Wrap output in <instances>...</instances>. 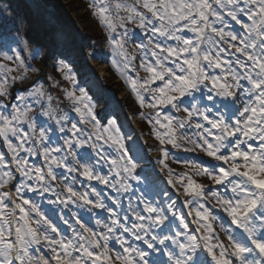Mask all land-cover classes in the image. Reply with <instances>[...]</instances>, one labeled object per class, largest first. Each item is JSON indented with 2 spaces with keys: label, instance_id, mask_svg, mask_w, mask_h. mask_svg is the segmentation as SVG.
I'll return each instance as SVG.
<instances>
[{
  "label": "snow or ice",
  "instance_id": "obj_1",
  "mask_svg": "<svg viewBox=\"0 0 264 264\" xmlns=\"http://www.w3.org/2000/svg\"><path fill=\"white\" fill-rule=\"evenodd\" d=\"M95 14L108 30L113 67L140 107L152 109L140 115L152 124L160 145L181 148L183 140L191 145L185 151L199 149L212 158L207 164L176 159L191 163L195 175L213 184L174 173L166 163L169 150L161 147L164 179L177 192V182L184 187L187 214L177 212L167 191L163 196L169 202L164 204L137 192L131 181L139 182L141 175L129 155L135 145L126 144L115 119L106 125L97 119L91 97L77 88L72 66L60 60L58 71L71 82L64 92L78 121L53 107L42 78L13 97L12 86L25 76L10 74L26 72L30 65L20 51L0 52L3 61L15 64L0 61V97L5 98L0 99V264H150L148 250L166 257L151 264H264V0H98ZM129 23L146 37L134 52L126 46ZM118 27L122 31L117 34ZM141 71L148 75L141 77ZM9 97L12 101L6 102ZM35 107L40 110L34 114ZM38 116L57 126L60 143L53 141L54 129L47 121L37 122ZM32 158H42L41 163ZM104 165L107 174L101 170ZM58 178L63 188L53 183ZM78 180L89 182L88 189L78 191ZM92 181L114 191L109 198L116 207ZM29 191L51 192L56 195L51 203L65 209L76 205L109 215L95 220L97 230L77 212L71 213L75 220L70 224L61 211L70 230L66 235L26 197ZM125 195L122 215L118 209ZM209 197L215 204H209ZM217 207L229 218V227L215 214ZM169 215H178L181 227L165 232ZM113 241L122 251L110 247Z\"/></svg>",
  "mask_w": 264,
  "mask_h": 264
},
{
  "label": "rangeland",
  "instance_id": "obj_2",
  "mask_svg": "<svg viewBox=\"0 0 264 264\" xmlns=\"http://www.w3.org/2000/svg\"><path fill=\"white\" fill-rule=\"evenodd\" d=\"M4 1H6L10 5H14L16 7H23L26 10V12L28 13V16H29V27L30 28H35V26L37 25L36 24V19H37L36 18V14H35L34 10L25 3L24 0H0V2H4ZM58 2L60 3V6H61L60 7L61 16L68 17V18L74 20L76 22L77 28L78 29L81 28V26L83 25V22L81 21L80 14H79L81 12L71 9V7H74V4L73 3L70 4V0H56L55 3H54V6H56V4ZM53 15H56V14L53 13ZM0 18H1V16H0ZM16 38H17V40L19 39V43L25 44L24 40L22 38L17 37L16 35H10V36L0 40V49L1 48L8 49L12 44H14L16 42ZM77 38L81 41L83 49H88V50H85V51H87L88 55L91 56L90 61H94V64L96 65L98 70H100L101 72L104 71L105 75L107 77H109L110 70H116V69L113 67L112 64L109 65V63H106L105 61H103L101 59V56H106L107 57L106 59H109L110 61L113 58L112 48H111V46L109 44V40L108 41L103 40V41H100L98 43H94L91 46H89L88 40L86 38H84L80 33L78 34ZM32 40L34 41L35 39H32ZM32 40H30V41H32ZM33 52H35V51H33ZM39 53H40V51L38 50L36 54L31 55V56H33V57L37 56ZM53 54H54L53 50L50 51L49 53H46V55L49 56V57H52ZM56 54H58L59 57H63V58L65 57V59L66 58L69 59L76 69L81 70V67H79L78 64H76L74 62V58H72L73 54H71V51L68 49L67 45H64V47L59 50V53H56ZM82 65L84 66L83 63H82ZM79 75L80 74H78L76 72V77H78ZM79 79H82V78H79ZM112 82H113V80H112ZM81 84H84V82L81 83ZM113 84H115V83L113 82ZM85 86H87V88H88V95L91 97L92 103L95 105L96 109L97 108H101V110L105 111L106 109H104V107H103V100L102 99L104 97H106L107 95H109V94L108 93H104L103 91H101V93L98 94L97 91L92 86V82H90L89 85L87 83ZM119 87H120L119 85L118 86H112L113 89H116V88H119ZM130 91H132V90H131L130 86L127 83L126 87H123L122 89H120V97H123L125 99L129 95V97H130V99L132 100L133 103H139L138 100L136 99L135 94L134 93H130ZM96 109H95V112H96ZM96 114H97V112H96ZM133 114H134V117L136 118V120L140 124V121H139L140 118H141L140 112H134L133 111ZM75 117H79V114L76 113ZM97 119L102 121V125H106L107 121H109L111 119H115L117 121V124L120 126L121 132L126 137V144L129 145V146L135 145V147L131 148V150L129 152V155H132L133 158L135 159L136 163L138 164V169L137 170H139V172H142L144 170L143 168H145L144 165H146V163L149 160H148V157L146 155H140V158H138L139 156L137 154V143H136V141H135V139L133 137L128 136L129 131H130L129 127H126L124 125V123L121 121V119L117 116V114L114 113L112 111V109H110V108H109V110H107L106 116L97 117ZM147 139H148L149 142H151L150 137L147 138ZM168 145H170V144H168ZM172 149H174V151H176L177 153H182L183 152V147H181V148H172ZM109 150L112 151L113 154H115V150L114 149H109ZM196 153H199V152L196 151ZM160 155H162V152L160 153ZM160 155H159V160H156L157 165L159 166V168L163 167V165L160 163V160L162 158ZM156 156L157 155H154V157H156ZM166 162L168 164H170V165H179L178 163H176L173 160V158H167ZM104 166L107 167V165H104ZM64 170L65 169H61L60 173H63ZM145 176L151 178V173L149 172ZM143 177L144 176H142V178ZM205 182H208V181H206L205 179L204 180L201 179V181H200V183H205ZM131 184H132L133 188L137 192H144L145 195H147L149 199L157 200V198H155V194H154V192H156L157 190L154 189V192L150 193V188L146 187V183H142V181L140 180L139 183H137L136 185H133L132 182H131ZM177 188H179L178 185H177ZM87 189H88V187L84 188V190H87ZM101 189L104 191V188H101ZM182 190H184V189H182ZM167 192L169 193L170 197L172 198V196L174 195V192H171L170 190H167ZM104 193L105 194L106 193L110 194V191L106 190L105 192H103V195H104ZM151 194H152V196H151ZM105 199L107 200V198H105ZM125 201H127V196H125ZM215 214H217L218 216L221 217V220H222L225 228L229 227L228 222L226 220H224L223 217H222L223 212L219 208H217L215 210ZM169 220H170L169 224H171V225L167 226V223H166L165 232L175 231L178 227H181V225L179 224L178 215L176 217H172ZM218 225L220 226V223H218ZM167 227H171V229H169ZM220 228H221V226H220ZM232 228L235 229V226L233 225ZM236 233H237V235H239V230L238 229H236ZM225 235H227V234L225 233ZM142 248H145V247L142 246ZM145 250H146V248H145ZM157 255L159 257L163 256V255H161L159 253H157Z\"/></svg>",
  "mask_w": 264,
  "mask_h": 264
},
{
  "label": "trees",
  "instance_id": "obj_3",
  "mask_svg": "<svg viewBox=\"0 0 264 264\" xmlns=\"http://www.w3.org/2000/svg\"><path fill=\"white\" fill-rule=\"evenodd\" d=\"M74 4V7H71V9L80 11V18L83 22V33L86 37L90 38V40H100L103 38H108V30L105 28V26L100 22L99 17L95 14V4L97 3L95 0H70V4ZM1 11L3 9H0ZM8 15L6 16L5 21L0 25L6 26L7 23L11 21L18 22L19 32L22 33L24 36V40L27 43V46H31L30 43H28L29 38L31 37V33L28 29H26V19L25 15L21 14V12L16 11L15 9H10L7 11ZM123 14V13H121ZM23 21V23H22ZM130 24V23H129ZM127 25V27H130V25ZM119 28V27H118ZM120 29V28H119ZM1 35V33H0ZM15 51H20L21 56L24 58L25 63H27L26 55V47L22 44L18 45V48L15 49ZM11 54V53H10ZM0 61H3V57L0 56ZM5 63L12 64L13 67H15L14 62H8L3 61ZM36 69L34 71L33 68H28L26 72L23 70H18L16 72L11 73L10 75H24L25 79L23 81L17 80L15 84L12 86V92L15 87L18 85H21V87L27 86L30 81L32 80V77L34 74H38L40 72V65L36 64ZM118 74L116 72L112 71V78H116ZM56 81L59 82V84H56ZM44 85V88L46 92L51 94L53 96V107H56L62 111H66L67 105L70 103V100L66 97L64 89H71V82L68 80H65L63 78V74L58 71V64L57 66L49 67V75H47V79L45 82H42ZM77 94L78 91H77ZM11 97L7 98L10 99ZM130 101V100H129ZM131 102V101H130ZM139 107V106H138ZM136 107V108H138ZM39 107L34 108V114L39 112ZM43 116H38L37 120L42 118ZM47 123L53 127V124L51 121H47ZM0 149H2V144L0 143ZM201 179H205V176H202Z\"/></svg>",
  "mask_w": 264,
  "mask_h": 264
},
{
  "label": "bare ground",
  "instance_id": "obj_4",
  "mask_svg": "<svg viewBox=\"0 0 264 264\" xmlns=\"http://www.w3.org/2000/svg\"><path fill=\"white\" fill-rule=\"evenodd\" d=\"M25 3L30 6L35 14L36 20L39 23H49L54 25L59 22V18L53 15L52 9L56 0H24ZM51 22V23H50Z\"/></svg>",
  "mask_w": 264,
  "mask_h": 264
}]
</instances>
